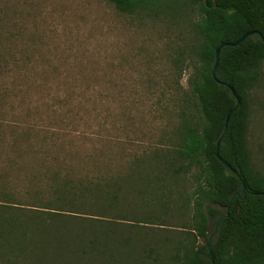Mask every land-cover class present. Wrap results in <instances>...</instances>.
Segmentation results:
<instances>
[{"label": "trees", "instance_id": "16d2710c", "mask_svg": "<svg viewBox=\"0 0 264 264\" xmlns=\"http://www.w3.org/2000/svg\"><path fill=\"white\" fill-rule=\"evenodd\" d=\"M107 1L127 13L169 6ZM175 2L177 11L190 6L193 36L174 60L180 76L189 71L188 85L174 86V135L135 155L141 164L128 173L88 177L56 165L23 178L22 191L3 178L0 264H264V175L248 145L264 41L254 34L222 48L217 75L229 87L212 73L221 43L264 34V0ZM231 110L219 151L241 178L217 155ZM158 220L178 229L148 226Z\"/></svg>", "mask_w": 264, "mask_h": 264}, {"label": "rangeland", "instance_id": "374dc122", "mask_svg": "<svg viewBox=\"0 0 264 264\" xmlns=\"http://www.w3.org/2000/svg\"><path fill=\"white\" fill-rule=\"evenodd\" d=\"M161 1L169 6L127 13L107 0H0V181L22 191L23 178L56 165L88 177L128 173L141 164L135 155L169 141L174 86L189 75L174 60L193 17L190 6ZM248 145L264 175V61Z\"/></svg>", "mask_w": 264, "mask_h": 264}, {"label": "water", "instance_id": "95a60500", "mask_svg": "<svg viewBox=\"0 0 264 264\" xmlns=\"http://www.w3.org/2000/svg\"><path fill=\"white\" fill-rule=\"evenodd\" d=\"M254 34H258L260 36V38L264 41V34L263 32H261L260 30H253V31H250L248 33H246L240 40H238L237 42H234V43H230V42H224V43H221L217 49H216V61H215V65L213 66V69H212V73H213V77L214 79L220 83L221 85L223 86H226V87H229V84L225 81H222L220 80V78L218 77L217 75V69L220 65V62H221V50L223 47L225 46H228V45H232V46H236L238 45L239 43H241L243 40H245L247 37L251 36V35H254ZM231 88V92L235 95L236 99H237V104H236V107L238 108L241 104V101H240V98L239 96L236 94V91L233 87H230ZM231 115H232V110L229 111V113L227 114V117H226V121H225V128L223 130V133L221 134L220 138L218 139L217 141V145H218V150H217V155L219 157V159L224 163V165L234 174L238 175L240 178H241V175L239 173V171L232 166L231 163H229L225 158H223L220 154V145L222 143V140L224 139L226 133H227V130H228V125H229V121H230V118H231ZM244 186H246V184L244 183ZM213 238V236H211V239Z\"/></svg>", "mask_w": 264, "mask_h": 264}]
</instances>
